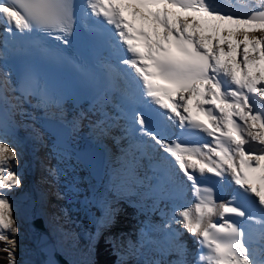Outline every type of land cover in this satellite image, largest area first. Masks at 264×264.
I'll list each match as a JSON object with an SVG mask.
<instances>
[{
  "label": "snow or ice",
  "instance_id": "1",
  "mask_svg": "<svg viewBox=\"0 0 264 264\" xmlns=\"http://www.w3.org/2000/svg\"><path fill=\"white\" fill-rule=\"evenodd\" d=\"M88 15L97 23L90 30L105 36L116 53L117 64L102 65L106 89L93 113L97 139L121 127L131 138L123 149L124 183L121 191L140 198L141 211L159 212L162 225L141 230L128 243L130 255L145 249L171 261L145 264H189L180 225L199 245L197 264H264L252 247L253 235L264 240V217L251 216L247 200L264 213V0L241 13L220 6L217 0H85ZM76 21L74 0H0V24L11 35L35 31L70 43ZM46 54L59 58V51ZM0 52V59L3 58ZM0 71V129L7 128L12 100L36 98L46 114L57 108L59 97L37 71L29 69L19 84ZM19 95L9 96V93ZM120 94L113 104L111 94ZM111 105L117 114H111ZM150 107L158 117L153 129L138 106ZM83 115L71 121L79 127ZM125 121L121 126L119 121ZM177 126L186 135H169ZM189 136L205 138L190 143ZM139 138V139H137ZM151 141V143H148ZM119 142V140H117ZM19 152L0 139V249L7 264H18L19 226L8 193L19 188L22 177L12 166ZM147 160L146 170L142 161ZM55 176L56 170L50 169ZM211 174L230 179L235 191L225 200L201 180ZM187 184L194 197L191 206L161 207L181 198ZM148 201H151L149 204ZM110 206L102 226L111 221ZM233 217L257 225L246 230ZM150 231L163 233L154 238Z\"/></svg>",
  "mask_w": 264,
  "mask_h": 264
},
{
  "label": "bare ground",
  "instance_id": "2",
  "mask_svg": "<svg viewBox=\"0 0 264 264\" xmlns=\"http://www.w3.org/2000/svg\"><path fill=\"white\" fill-rule=\"evenodd\" d=\"M237 1L238 0H223L224 8L231 10L233 5H235V3ZM0 26H1L2 30H4L6 27L3 24H0ZM5 44H7V40H6ZM1 51L2 50L0 49V52ZM115 57H116V53H115ZM0 71H4V69L1 66H0ZM11 82H12V84L15 85V83L13 81H11ZM13 95H18V92L15 94L11 93V92L9 93L10 97ZM98 101H96L91 106L90 110H93V107L98 105ZM112 103L118 104L120 102L118 101V99L117 100L112 99ZM11 104H12V106H10L8 108L9 114H10L11 118L13 119V122L15 123V127L21 131V134L17 133L18 138H11V137L5 138V136H3L1 134V130H0V139H3L5 142L9 143L20 154L19 155V160H20L19 165L18 166L13 165L12 167L14 169L18 170L19 174L22 177L23 190L20 192L17 191L16 196L11 197V199H10L13 202V209H14V213H15V218L18 221V223H20V225L22 227V231H23V235L21 234L19 236L20 238H17L18 239V248L16 251V257L22 264H33L34 254H33L32 248L30 246V236L27 233L25 222L31 216L37 215L39 213L36 210V209H39V207H38L37 203L35 202V200L33 198H31V197H34L35 194L33 195L30 191H28V189L30 187V185H29V181L31 180L30 178L32 177V174L35 178V174H36L35 170L36 169H42V166L38 165V163H40V164L46 163L45 167H46L47 171L43 174L47 178L48 177V171L50 169H53L54 167H57V164H60V163L63 164L64 159H66L67 161H68V159H74V155H73L74 151H72L70 148H68L65 151V150H62L61 149L62 147H60V146L56 147V142L53 141L52 138L48 135V133L44 130V128H42V126H40V125H43V122H44L43 114L46 113L45 110H39V108L36 107L31 100L25 101V99H23L22 97L19 101L12 100ZM109 109H111V111H109ZM54 111L59 113L57 109H54ZM62 111H63V116H65V118L70 120V124L74 118L80 117V116H77V114L72 113L71 110L65 109L64 107H62ZM107 111L111 114H114V115L116 114V113H114L115 109L111 105H109L107 107ZM48 112H51V108L48 110ZM98 118L99 117L96 114H93V116H88L86 120H82V127L85 126V124L83 125V122L84 123L87 122V123L92 125V122H94ZM80 128H81V122L79 121V127L74 129L76 137H80L79 141H78L79 143H77V142L74 143V145L78 146V147L79 146H85L84 143H81L86 138L83 135V132L84 131H87V132L90 131L89 129H87L85 127L83 130ZM118 137H119L118 131L116 129H112L110 135L108 137H105L106 143H102L103 146L106 147V151L104 154L105 164H104V168H103L102 178L99 181H95L93 178H92V180L88 179L86 177V174H81L83 176H81L80 181H86L91 197H94L99 202V205L98 206L96 205V208H97L96 215L97 216L103 214V212L106 211L108 206H110V208H111L113 201L116 199V197H118V195H120V193L117 195L116 192H114L113 194L110 195L108 190H107L108 187L106 188V186L104 184L105 180L107 178V175L110 174L111 177H114V175H118V174L123 175L124 174V165L125 164L122 165V164L117 162V158L124 162V160H123L124 155H123L122 150L117 147V145H116L117 143L114 144L115 141H117ZM73 142L74 141H72V143ZM120 145L122 146L123 144L120 143ZM57 152H58V154L56 156L53 155V153H57ZM29 162L31 164V168H32L33 173L31 170H29V169L27 170V166L29 165ZM78 166L80 167L81 164ZM145 170H146V167L142 169L143 172ZM41 173H42V171H41ZM40 182H41V179H40ZM34 183L37 184L38 182L36 181ZM33 186H34V184L31 187L32 192L34 189ZM17 190H18V188H17ZM114 190H115V188H114ZM8 195L10 197L9 193H8ZM138 199L140 201V198H138ZM110 201H112V202H110ZM77 203L78 202L75 201V204H77ZM148 203L150 204L151 201H148ZM39 204H41V202H39ZM191 204H192V202L182 203V201L178 198L175 201L163 202L161 204V207L165 208L166 211L171 213L174 205L176 207H182V206H191ZM96 208L94 210H96ZM56 210L59 213H63V210L61 208H57ZM71 213L72 212H70L69 215H71ZM84 213L89 215V211L87 210V208H86V211H84ZM147 214H148V218H149L148 220H141L139 217H137L136 219L134 218L135 219L134 220L133 218L129 217L130 219H127V221L130 224L129 229L128 230H125V229L121 230L120 229V231H119L120 234H126L128 239H130L129 237L134 236L136 238L135 241H137L141 235L142 229L152 228L156 225H162L163 224L164 221H163L162 217L160 216L159 212H156V213L147 212ZM70 217L68 218V221H69ZM72 221H73V219H70L71 223H72ZM100 229L103 230V227H101ZM127 231H128V233H127ZM149 234L152 235L154 238H158L163 233L150 231ZM187 235H188V242L190 243V241H192L194 239V237L192 235H190L189 233H187ZM77 237L80 240L78 246H80L81 248L88 246L89 242L87 240H81L79 238V236H77ZM23 239L27 240L28 245L26 247H24L25 245L23 243V241H24ZM85 239H86V236H85ZM27 247H29V248L27 249ZM143 251H144V255H139V258L140 259L148 258L151 260L152 256H150V254H149L150 251H148L147 249H145ZM188 253H189V255L192 253L190 251V249L188 250ZM175 259H177V257L174 258V260Z\"/></svg>",
  "mask_w": 264,
  "mask_h": 264
},
{
  "label": "water",
  "instance_id": "3",
  "mask_svg": "<svg viewBox=\"0 0 264 264\" xmlns=\"http://www.w3.org/2000/svg\"><path fill=\"white\" fill-rule=\"evenodd\" d=\"M44 128L54 136L57 145L74 151L75 156L83 162L95 181L102 178L105 160L104 150L100 146L92 145L81 149L76 148L70 137L71 128L57 121V119L47 120ZM25 226L30 236V245L34 254L33 264H71L69 258L64 256L58 249L57 243L42 215L33 216L25 223Z\"/></svg>",
  "mask_w": 264,
  "mask_h": 264
},
{
  "label": "rangeland",
  "instance_id": "4",
  "mask_svg": "<svg viewBox=\"0 0 264 264\" xmlns=\"http://www.w3.org/2000/svg\"><path fill=\"white\" fill-rule=\"evenodd\" d=\"M83 125H84V122H83ZM83 128H84V126L82 127V122H81V129H83ZM82 174H86V173L83 171ZM123 179L125 180L124 174L123 175H119V174L118 175H114V177H111L110 174L107 175V178H106V181H105L104 184H105L106 188L108 187L107 190H108V192H109L110 195L113 194L114 192H116L117 195L119 193L120 194H123L124 193V192H122V193L121 192H117V189H116L118 186H120L122 184V180ZM22 185L23 184H21V187L18 188V190L16 188V189L12 190L11 192H9V194H10V197L9 198L10 199H11V197H15L16 196L17 191L20 192V191L23 190ZM112 185L115 186V190H114V188H113ZM110 202H112V201H110ZM131 203L135 204V202H131ZM96 205L98 206L99 205V202L96 203ZM115 206L119 210H118V214H117V210L116 209L114 210V208H113L114 205H113V207L111 206V208H110L112 210L111 213L114 214L115 211H116V216L115 217L112 216V219H111V220L114 221L113 224H110L111 225V228H110L111 230H115V229L116 230H118V229L119 230L120 229L121 230H124V229L125 230H128L130 224L127 221V219H130L129 217H131L133 219L134 218L136 219L137 217H139L142 220H144V219H147L148 220L149 219L146 214H144V215L140 214L142 212L140 210V208L135 207V205H131L130 203L123 202V201H119V202H116V205ZM65 218H67V217H65ZM104 218H105V212H103V214L101 216H96L94 218L93 222L96 223L97 221H99L101 219L103 220ZM14 219H16L15 218V213H14ZM16 222H17V224L19 226V233H18L17 238H20L19 236L21 234L23 235V231H22V227H21L20 223H18L17 220H16ZM120 227H122V228H120ZM80 229H82L81 231H79V233L81 232L80 234H82V240H88L89 241V244H88V247H82L81 249H76L75 250L74 261H72V264H82L84 261H87V263H88L89 260H91L93 258V254H94L93 243H92V241L90 242V239H92L90 235L94 232V227H92L89 232H86L87 228L85 226H83V228L81 227ZM99 231H102V230L99 229ZM95 232H96V230H95ZM109 232H111V231H109ZM127 233H128V231H127ZM114 234L117 237V235L119 233H118V231H114ZM123 235L127 237L126 234H123ZM85 236H86V239H85ZM23 240H24L23 243L25 245L24 247H26L28 245L27 240H25V239H23ZM62 241L65 242V240H62ZM28 248L29 247H27V249ZM18 262H19V264H22L19 260H18ZM119 264H121V263H119Z\"/></svg>",
  "mask_w": 264,
  "mask_h": 264
},
{
  "label": "trees",
  "instance_id": "5",
  "mask_svg": "<svg viewBox=\"0 0 264 264\" xmlns=\"http://www.w3.org/2000/svg\"><path fill=\"white\" fill-rule=\"evenodd\" d=\"M110 240L111 238H101L96 244V258L94 264H114L116 259L115 249ZM2 249L4 242H1ZM0 264H7V253L0 251Z\"/></svg>",
  "mask_w": 264,
  "mask_h": 264
}]
</instances>
